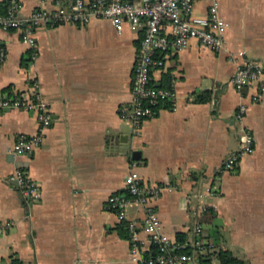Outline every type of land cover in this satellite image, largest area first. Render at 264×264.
Here are the masks:
<instances>
[{
  "label": "crops",
  "instance_id": "1",
  "mask_svg": "<svg viewBox=\"0 0 264 264\" xmlns=\"http://www.w3.org/2000/svg\"><path fill=\"white\" fill-rule=\"evenodd\" d=\"M22 2L20 16L54 4ZM207 8V0H193L191 15L204 16ZM220 13L228 23L223 48L191 39L153 70L156 85L174 76L177 105H162L142 121L139 134L118 108L132 98L140 30L125 25L118 32L98 17L40 25L33 29L37 58L31 61L32 48L22 41V30L0 27L6 49L0 59V93L27 92L36 81L52 117L41 145L14 156L8 149L17 136L39 130L37 115L0 109V220L13 221L0 233V264H142L131 257L121 221L106 207L108 196L123 190L133 167L144 181L172 186L152 200L164 233L192 239L191 208L208 199L216 215L212 223L203 222V231L219 228L215 250L229 249L245 264H264V91L256 97L264 76L237 90L235 63L229 58V51L244 50L246 57L264 60V0H221ZM206 89L210 100L193 101ZM240 104L247 106L241 120L236 117ZM245 130L253 136V150L241 155L234 170H224V160L238 150ZM17 167L40 183L38 201L28 202L18 192L10 178ZM206 187L212 195L203 193ZM127 216L137 222L141 252L148 255L153 250L142 229L144 207L128 205ZM210 258V264H219L215 255Z\"/></svg>",
  "mask_w": 264,
  "mask_h": 264
},
{
  "label": "built area",
  "instance_id": "2",
  "mask_svg": "<svg viewBox=\"0 0 264 264\" xmlns=\"http://www.w3.org/2000/svg\"><path fill=\"white\" fill-rule=\"evenodd\" d=\"M207 1V14L204 16L191 15L193 0H70L66 4L61 0H54L50 9L38 7L29 15L20 16L18 12L23 6L22 0H8L5 11H0V27L5 30H22V41L32 48L29 56L31 61L37 58L33 29L40 25L87 23L98 17L107 19L118 32L125 25L132 30H140L142 37L133 68L132 98L129 103L118 108L119 116L131 122L134 133L139 134L142 121L154 117L162 105L176 108L174 76H170L164 85H156L152 77L153 70L164 66L167 53L185 48L191 39H196L201 45L215 50L223 48L228 23L220 13L221 0ZM5 54L6 49L0 42V59H3ZM229 58L235 63L232 82L237 90L253 81L261 80L264 76V60L250 59L245 56L244 50L229 51ZM263 91L264 82L261 81L256 97ZM8 108L36 112L39 130L30 134H19L8 149L14 156L32 152L41 145L52 122L49 103L43 97L37 82H31L27 92L15 95L0 93V109ZM246 109L245 104L239 105L236 112L239 120L243 118ZM253 148V136L245 130L238 150L227 156L222 168L234 170L241 155L251 152ZM10 178L15 181V186L24 200L35 202L41 198L40 183L22 167H17ZM164 187L172 189L171 185L144 181L133 167L125 174L123 190L111 193L107 198L106 207L113 210L120 221L126 222L130 255L133 259L145 264H199L202 257H207L215 250V245L201 235L204 223L200 217L209 208L215 210L216 206L212 201L204 199L192 207L195 236L186 241H177L161 230L152 203ZM203 193L212 195L213 191L206 187ZM188 199L192 200L193 197L189 196ZM132 203L144 207L142 229L147 233L153 250L147 256H143L141 252L143 241L137 230V222L127 216V207ZM12 225V220H0V233Z\"/></svg>",
  "mask_w": 264,
  "mask_h": 264
},
{
  "label": "trees",
  "instance_id": "3",
  "mask_svg": "<svg viewBox=\"0 0 264 264\" xmlns=\"http://www.w3.org/2000/svg\"><path fill=\"white\" fill-rule=\"evenodd\" d=\"M8 0L5 1L4 3H0V11L4 12L7 6ZM211 99V91L206 89V90H202L198 93H196L193 97V101L196 102H204V101H208ZM215 210L212 208H209L208 210H206L200 217V220L202 222H206L208 223H212L214 217H215ZM210 231H208L207 233L203 231L202 229V236H205L206 238H208L214 245H217L220 240H221V232L219 230V228L217 227H211L209 228ZM119 230L122 233V235L128 237L129 236V231L126 225V222L121 221V223L119 224ZM175 240L177 241H186V237L183 233H176V237ZM149 254V253H148ZM211 255H215V258L217 260V263L219 264H245V261L239 257H237L236 255L233 254V252L229 249H224L222 247H218V249L214 250L212 253L208 254L207 257H202L200 259V264H210L211 262ZM147 256V254H146ZM142 264H145L142 262Z\"/></svg>",
  "mask_w": 264,
  "mask_h": 264
},
{
  "label": "water",
  "instance_id": "4",
  "mask_svg": "<svg viewBox=\"0 0 264 264\" xmlns=\"http://www.w3.org/2000/svg\"><path fill=\"white\" fill-rule=\"evenodd\" d=\"M132 154H133V157L136 158V157H137V154H138V151H137V150H134V151L132 152ZM14 183H15V181H14Z\"/></svg>",
  "mask_w": 264,
  "mask_h": 264
}]
</instances>
